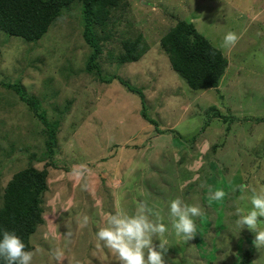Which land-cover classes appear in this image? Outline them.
Instances as JSON below:
<instances>
[{"label":"rangeland","instance_id":"obj_1","mask_svg":"<svg viewBox=\"0 0 264 264\" xmlns=\"http://www.w3.org/2000/svg\"><path fill=\"white\" fill-rule=\"evenodd\" d=\"M64 14L35 42L0 28V205L16 172L53 163L32 264H121L99 228L112 214L141 207L167 224L176 198L199 205L202 215L194 218L195 238L165 234L167 264H239L246 249L253 264H264L255 234L231 231L240 196L264 185V0H121L107 30H98L112 34L97 60L109 82L86 69L92 50L80 2ZM179 20L193 22L228 58L219 89L194 90L171 67L161 39ZM229 32L237 40L225 46ZM138 37L146 49L140 60L120 62L122 42ZM21 87L60 127L53 156L46 126L16 94ZM143 105L158 127L143 118ZM213 107L217 114L207 112ZM217 189L222 201L210 199Z\"/></svg>","mask_w":264,"mask_h":264},{"label":"trees","instance_id":"obj_2","mask_svg":"<svg viewBox=\"0 0 264 264\" xmlns=\"http://www.w3.org/2000/svg\"><path fill=\"white\" fill-rule=\"evenodd\" d=\"M75 2L81 4L83 38L92 50L86 69L89 73L98 69L97 74L100 76V64L97 60L99 61L103 52L102 40L107 39V36H112L108 32L106 37H102L100 31L107 30L112 10L121 5V0H0V28L9 35L22 38L27 42L38 41L58 18L67 17L65 14L63 16L64 8ZM161 44L170 58L171 67L185 79L189 87L194 90L219 89L229 65L228 58L198 32L193 22L179 20L162 37ZM122 45L126 54L118 55V58L120 62L126 64L138 62L146 51L141 44V37L135 41L125 40ZM100 79L102 82L110 81L102 76ZM113 79L116 77L114 76ZM124 84L130 92H138L144 97L143 93L133 86L126 82ZM27 93L23 87L16 91L21 100L26 101L35 116L46 126L43 132L47 137L44 142L45 150L48 155L53 156L57 152H54V148L59 146L57 134H59L60 127L57 121L51 122L46 118L45 113L38 112L39 106L33 104L34 98L27 99ZM207 112L218 113L214 107ZM141 115L158 127L157 121L148 115L144 105ZM261 121L264 120L261 119ZM51 165L53 166L52 162H46L43 169L27 166L16 172L3 189V201L0 205V230L14 231L23 239L26 250L30 252L33 251L31 237L44 224L42 203L48 191V167ZM253 257L254 253L246 249L240 256L239 264H253ZM0 264H6V262L0 260Z\"/></svg>","mask_w":264,"mask_h":264},{"label":"clouds","instance_id":"obj_3","mask_svg":"<svg viewBox=\"0 0 264 264\" xmlns=\"http://www.w3.org/2000/svg\"><path fill=\"white\" fill-rule=\"evenodd\" d=\"M236 40V35L229 32L224 37V44H235ZM225 195L222 189H217L210 192V199L222 201ZM240 201L245 203L236 207L237 219L231 231L236 237L245 228L252 231L255 234L253 244L260 251L264 249V185L245 192ZM151 213L152 210L145 207L133 215L118 211L96 235L106 248L118 255L121 264H167L165 256L169 248L165 234L172 231L183 240L195 238L197 225L194 218L202 215V209L176 198L168 206L167 224L152 220ZM87 222L85 217L84 223ZM155 240H159L158 246L154 244ZM0 260L6 264H32L33 253L26 250L25 242L14 231L0 230Z\"/></svg>","mask_w":264,"mask_h":264}]
</instances>
